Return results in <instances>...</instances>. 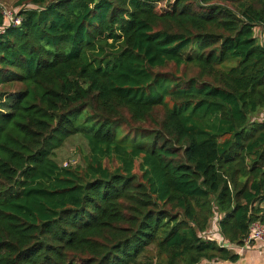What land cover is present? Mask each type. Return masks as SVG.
Masks as SVG:
<instances>
[{
    "label": "trees",
    "instance_id": "obj_1",
    "mask_svg": "<svg viewBox=\"0 0 264 264\" xmlns=\"http://www.w3.org/2000/svg\"><path fill=\"white\" fill-rule=\"evenodd\" d=\"M159 1L0 6V264H237L264 223V0Z\"/></svg>",
    "mask_w": 264,
    "mask_h": 264
},
{
    "label": "rangeland",
    "instance_id": "obj_2",
    "mask_svg": "<svg viewBox=\"0 0 264 264\" xmlns=\"http://www.w3.org/2000/svg\"><path fill=\"white\" fill-rule=\"evenodd\" d=\"M170 0H160L157 6L162 7L166 5ZM17 0H0V6L2 10L15 16L18 7L16 6ZM255 32L259 34V27H255ZM170 68H167L168 70ZM80 151H86V143L81 135H73L65 140L63 145L55 151V158L60 163H67L68 161L78 162ZM241 258L245 257L243 251L240 253Z\"/></svg>",
    "mask_w": 264,
    "mask_h": 264
},
{
    "label": "built area",
    "instance_id": "obj_3",
    "mask_svg": "<svg viewBox=\"0 0 264 264\" xmlns=\"http://www.w3.org/2000/svg\"><path fill=\"white\" fill-rule=\"evenodd\" d=\"M3 17L6 20L7 25H18L20 22V17L15 14V16L10 15V13L6 12V10H2ZM259 27V39L262 44H264V26H258ZM3 28L0 27V36L3 33ZM216 217V216H215ZM218 225L216 219L211 224V231L210 232H216L218 231ZM207 235H210L207 233ZM218 243L221 246H224V244H227L228 242L225 239H218ZM260 244L264 246V223L260 221H253L250 226L248 233L246 237L243 240L242 245H234L233 248L238 252L241 253L245 249L255 245ZM230 245V244H228ZM232 247V246H231Z\"/></svg>",
    "mask_w": 264,
    "mask_h": 264
},
{
    "label": "crops",
    "instance_id": "obj_4",
    "mask_svg": "<svg viewBox=\"0 0 264 264\" xmlns=\"http://www.w3.org/2000/svg\"><path fill=\"white\" fill-rule=\"evenodd\" d=\"M259 38L258 32H255ZM245 257H240L237 264H264V246L255 244L243 251Z\"/></svg>",
    "mask_w": 264,
    "mask_h": 264
}]
</instances>
